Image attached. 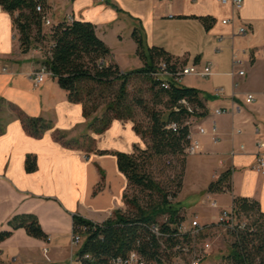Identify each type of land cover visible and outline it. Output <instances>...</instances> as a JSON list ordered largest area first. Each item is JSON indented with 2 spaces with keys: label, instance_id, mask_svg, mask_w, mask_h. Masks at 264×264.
I'll use <instances>...</instances> for the list:
<instances>
[{
  "label": "crops",
  "instance_id": "obj_1",
  "mask_svg": "<svg viewBox=\"0 0 264 264\" xmlns=\"http://www.w3.org/2000/svg\"><path fill=\"white\" fill-rule=\"evenodd\" d=\"M46 1L53 24L69 16L94 24L97 36L111 50L107 64H117L122 72L146 65L133 38L136 27L144 31L149 48L162 49L200 68L210 64L211 76L200 78L204 82L192 88L200 91L207 110L196 125L210 130L215 122L218 141L214 142L210 135L197 136L200 152L186 158L182 186L174 203L180 204L179 195L191 166L189 157H199L204 183L210 163L215 162L217 167L211 171V179L203 185L201 182L199 190L190 195L192 200L188 207L182 206L181 216L188 220L214 215L205 213L202 201L209 193V185L227 171H231L228 193L232 201H255L264 214V172L253 169L258 125L264 141V0H244L240 11L218 0ZM60 12L62 18L57 19ZM200 17L213 19L209 30ZM239 25L247 27L246 36L238 35ZM234 55L242 62L239 70L245 72L244 76L230 75ZM43 59L42 51H21L12 17L0 7V232H12L0 243V264H71L72 259L77 260L79 248L71 250L74 216L103 224L114 218L116 211L127 213L124 196L128 180L120 172L114 153L133 154L135 146L143 145L131 121L115 120L102 135L88 131L82 106L71 103L53 77L36 87L30 75L42 67ZM217 89H223V94L217 95ZM249 94L255 96V103H245ZM12 106L30 117L52 122L53 129L41 138L31 136L12 112ZM215 109L228 112L214 116ZM237 130L242 133L237 134ZM57 132L67 134L66 140H78L81 147H65L55 140ZM86 136L95 140L94 151H87L90 143ZM233 150L235 156L231 155ZM29 155L37 158L38 169L33 173L26 171ZM23 216L36 217L48 240L34 238L23 228L14 229L11 221Z\"/></svg>",
  "mask_w": 264,
  "mask_h": 264
},
{
  "label": "trees",
  "instance_id": "obj_2",
  "mask_svg": "<svg viewBox=\"0 0 264 264\" xmlns=\"http://www.w3.org/2000/svg\"><path fill=\"white\" fill-rule=\"evenodd\" d=\"M111 5L119 12L122 11ZM0 7L12 17L14 28L19 34L21 51L27 53L32 49H42V66L48 69L51 77L67 92L69 101L82 106L83 116L88 122V131L102 135L115 120L131 121L134 131L148 142L146 150L135 148L133 154L116 152L114 155L117 157L120 172L128 180V185L136 186L146 194H154L156 199H149L147 206L143 207L139 199L129 198L126 194L125 203L131 211H116L114 218L96 226L75 215V230L80 225L90 227L79 255H92L94 261L88 264H105L111 257L125 256L136 248L140 241L141 251L148 259H153L157 248L148 226L159 222V219L166 215L172 224L184 222L186 219L180 214L181 208L170 201L161 185L142 167V162L151 158L183 157V169L178 182L180 191L187 158L185 149L189 144L187 123L190 120L196 123L197 119L206 116L207 110L198 89L175 85L166 89L159 81L153 79L152 74L160 60L174 62L176 66L186 65L187 62L173 58L162 49L149 48L144 31L136 27L133 38L138 45V55L146 61V65L140 69L122 72L117 64H107L111 50L97 36L94 24L75 20L72 23L64 21L47 27L49 30L46 32L43 20L49 17L50 12L46 0H0ZM38 7H41V11L37 10ZM199 19L207 30L212 27V18ZM139 77L150 82L152 108H148L142 95H133L129 90L131 80ZM181 100L188 102L193 113L189 112L187 106L180 104ZM159 105L164 106L165 110H158L156 107ZM11 109L26 132L33 137L41 138L53 129V123L50 121L41 117H30L15 106ZM137 110L148 119L147 124L137 120ZM172 124L177 125L176 130L169 128ZM54 138L67 148L81 147L78 140H66L65 133L57 132ZM86 139L90 143L87 151H94L95 140L89 136H86ZM97 153L109 154L108 151ZM37 169L36 156H27L26 171L33 173ZM230 178L231 171L223 173L217 181L209 185L208 192L231 191ZM233 203L247 214H257L260 223L257 232L240 234L230 250V259L233 264H264V214L261 213L259 204L246 198H234ZM11 223L14 229L23 228L34 238L48 240V235L34 216L16 217ZM162 230L170 232L165 224H162ZM11 235L12 232H0V243ZM147 237L151 238L150 242ZM151 244L154 246L151 247Z\"/></svg>",
  "mask_w": 264,
  "mask_h": 264
},
{
  "label": "built area",
  "instance_id": "obj_3",
  "mask_svg": "<svg viewBox=\"0 0 264 264\" xmlns=\"http://www.w3.org/2000/svg\"><path fill=\"white\" fill-rule=\"evenodd\" d=\"M222 5L232 6L235 11H240L243 8L244 0H218ZM41 11V7L37 8ZM73 16L67 17L66 21L72 23L74 21ZM236 21V19H234ZM45 27H51L53 22L49 17H45L43 20ZM224 24L227 21L223 22ZM238 35L246 36L248 29L245 25H239L237 27ZM36 50L42 51L41 48ZM242 62L237 56L233 57V71L231 76L235 77L244 76L245 72L239 70ZM235 69H238L236 72ZM3 72H7L6 68L2 69ZM212 74V66L210 64L200 68L197 64H186L183 66H176L174 62H167L166 60H160L156 65V68L152 74L154 80L159 81L161 86L169 89L173 85L183 86L184 79L187 77H199L208 78ZM51 77V73L45 66H42L38 71L33 72L30 75V79L37 87L44 83L47 77ZM217 95L223 94V89H217L215 92ZM256 102V98L253 94L246 96L245 103L253 104ZM180 104L187 106L190 113H193V109L189 107L186 100H181ZM233 111V110H231ZM228 110L215 109L213 110L214 116L224 115ZM189 125V144L185 149L187 156H193L200 152L201 144L197 136L210 135L214 142L218 141V127L214 122L210 130L204 127L197 126L193 120L188 121ZM176 130L177 125L172 124L169 126ZM261 126L255 128V147H256V160L253 165V169L258 173L264 172V141L261 135ZM237 134H241V130L236 131ZM241 150H244V146H241ZM236 152H231L232 156H235ZM223 192H229L224 190ZM202 205L209 209L217 210L218 214L212 216L210 220L202 222L198 216L179 222L178 224H172L169 216H163L157 223H153L148 226V230L151 236L155 239L157 252L153 259H148L146 255L141 251V242L138 241L136 248L130 250L125 256H114L107 260L105 264H206L213 252V244L215 240L219 239V234L224 233L228 238L233 239V244L238 241L240 234L244 232L255 233L259 225L257 214H247L238 209L232 201V205L224 208L218 200L210 195V192L205 196L202 201ZM253 220V221H251ZM258 221V222H257ZM162 224L169 227L170 232L162 230ZM94 226L98 223H93ZM90 227L86 225H80L74 230L71 240V250L79 248L81 249L85 235L89 231ZM148 242L151 241L150 237H147ZM154 246L153 244L150 245ZM48 253V250H45ZM1 257V251H0ZM94 261V257L90 254L79 255L77 254V260H71V264H88Z\"/></svg>",
  "mask_w": 264,
  "mask_h": 264
},
{
  "label": "rangeland",
  "instance_id": "obj_4",
  "mask_svg": "<svg viewBox=\"0 0 264 264\" xmlns=\"http://www.w3.org/2000/svg\"><path fill=\"white\" fill-rule=\"evenodd\" d=\"M61 13L62 12L58 14L57 19L62 18ZM201 82L204 81L199 77H187L184 79L183 86L192 87ZM256 87L259 88L262 86H258V84H256ZM129 90L133 95H142V97L146 99L148 108H152V92L150 91L149 80L142 77L133 78L130 82ZM156 108L158 110H165L164 106L162 105H159ZM137 120L143 122V124L148 123V119L144 114L141 113L140 110H137ZM141 140L143 141L142 147L135 146V148L146 150L148 147V142L142 139V137ZM189 158L191 166L185 177L182 192L179 195L181 199L180 204L178 205L179 208H182V206H189V203L192 200V197L190 195L199 190V185L201 184V182V185H203L206 184L209 179H211L210 173L215 167H217V164L215 162L210 163V171L207 172L205 177L206 183H204L203 179L200 176V171L203 168V163L198 159L199 157ZM182 159L183 157L168 156L162 158H151L146 160L145 162H142V167H144V169L153 180L161 185L162 189L168 194L170 201H172L173 203L176 202V200H174V196L179 192L178 182L180 180V174L182 173L183 169ZM126 194L129 198L139 199V202L143 207L147 206L146 203L149 199H156V196H154V194H146L142 192L138 187L133 185L127 186ZM210 195L213 198L217 199L220 205L224 208L232 205V197L230 196V193L210 192ZM206 208L207 209H205V213H214V215L212 216H216L218 214L217 210L211 211L208 207ZM130 211L131 209H128V212ZM212 216L208 215L206 217L200 218V220L204 222L205 220H210ZM160 219H162L163 221V217H161ZM232 246V238H228L224 233L219 234V239L215 240L213 244L212 256L210 257V260L206 262V264H233L232 260L229 257Z\"/></svg>",
  "mask_w": 264,
  "mask_h": 264
}]
</instances>
